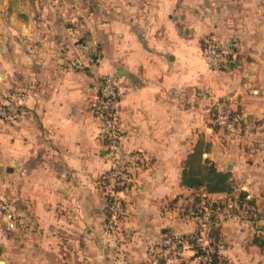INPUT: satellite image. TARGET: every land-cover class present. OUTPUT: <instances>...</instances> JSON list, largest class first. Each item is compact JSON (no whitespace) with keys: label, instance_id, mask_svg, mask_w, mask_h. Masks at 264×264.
<instances>
[{"label":"crops","instance_id":"obj_1","mask_svg":"<svg viewBox=\"0 0 264 264\" xmlns=\"http://www.w3.org/2000/svg\"><path fill=\"white\" fill-rule=\"evenodd\" d=\"M210 41L234 54L220 71ZM106 76L138 162L115 231L92 114ZM0 103V264H200L193 251L168 260L162 241L202 233L194 209L207 203L225 207L218 264H264V0H0ZM217 103L238 133L214 124ZM201 140L231 196L182 186ZM241 194L253 204L242 222L227 205Z\"/></svg>","mask_w":264,"mask_h":264},{"label":"built area","instance_id":"obj_2","mask_svg":"<svg viewBox=\"0 0 264 264\" xmlns=\"http://www.w3.org/2000/svg\"><path fill=\"white\" fill-rule=\"evenodd\" d=\"M234 58L231 48H227L215 41L208 42L204 51V59L212 71H220L227 67ZM122 91L111 76L103 77L99 95L92 105V114L100 122V128L96 140L104 145L110 168L102 178V190L107 199L110 220L107 228L115 231L119 228L124 216V205L121 196L129 190L134 177L132 168L138 165L134 155L127 153L123 148V132L121 128V101ZM9 106H0V118L10 119ZM214 124L230 133H238L241 120L238 117L226 115L223 105L217 103ZM217 203H207L198 211L201 216L202 233L189 237L170 236L162 241L164 255L168 260L177 259L185 252L193 251L200 257L203 264L213 263V239L212 234L216 227L213 218ZM228 209L238 211L232 218L243 221L251 216L250 208L240 198H229ZM260 235L264 237V223L260 226Z\"/></svg>","mask_w":264,"mask_h":264},{"label":"trees","instance_id":"obj_3","mask_svg":"<svg viewBox=\"0 0 264 264\" xmlns=\"http://www.w3.org/2000/svg\"><path fill=\"white\" fill-rule=\"evenodd\" d=\"M209 145L206 144L204 140H201L197 145L194 153L191 154L186 162L184 163V170L182 173V181L181 184L183 187L195 190V191H204L209 195H217V194H226L231 196L234 192L233 185L231 181V175L228 173L219 172L213 165H209L207 161L204 160L203 156L206 152H208ZM103 185V182H102ZM242 202H245L249 207L252 204L251 201H248L244 194L239 196ZM225 208L222 204H218L215 206L213 218L217 223V214L221 212ZM196 215L201 218L198 213V208L194 209ZM230 211V214L238 213V211ZM229 214V215H230ZM217 232L214 229L212 234L213 246L216 250L217 248ZM255 243L261 248L264 247V238H256ZM218 252L217 250L213 253L214 261L212 264H218L217 261Z\"/></svg>","mask_w":264,"mask_h":264},{"label":"rangeland","instance_id":"obj_4","mask_svg":"<svg viewBox=\"0 0 264 264\" xmlns=\"http://www.w3.org/2000/svg\"><path fill=\"white\" fill-rule=\"evenodd\" d=\"M205 45H206V44H205ZM207 45H208V44H207ZM206 47H207V46H206ZM204 50H205V48H204ZM0 106H1V107H6V105L1 104V103H0ZM0 214L8 215V214H10V212H8V210L5 211V210H3V209H0ZM11 214H12V213H11ZM215 251H216V250L213 248V253H215ZM213 261H214V260H213ZM200 264H203V263L200 262Z\"/></svg>","mask_w":264,"mask_h":264}]
</instances>
